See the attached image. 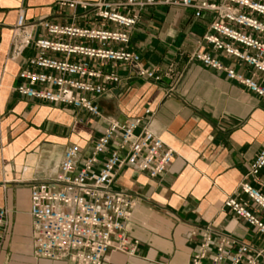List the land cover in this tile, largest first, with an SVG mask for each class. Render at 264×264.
Here are the masks:
<instances>
[{
	"label": "crops",
	"instance_id": "obj_1",
	"mask_svg": "<svg viewBox=\"0 0 264 264\" xmlns=\"http://www.w3.org/2000/svg\"><path fill=\"white\" fill-rule=\"evenodd\" d=\"M57 1L0 0V208L9 215L0 239V264H71L34 257L31 189L54 179L69 146L80 147V168L112 121L124 124L136 118L143 124L149 121L151 131L175 158L158 178L128 167L117 173L114 190L137 198L126 234L138 241V248L134 257L112 252L106 264H192L207 231L216 242L227 237L264 254V237L257 227L224 207L247 179L264 144V100L191 60L193 53L206 52L240 74H251L246 64L203 44L215 13L203 12L196 18L194 9L144 8L128 50L161 79H142L130 67L107 65L121 83L98 101L102 117L97 120L61 105L25 100L15 92L20 70L33 54L29 50L19 59L11 57L19 13L31 24L43 20L69 24L71 12ZM42 34L37 27L34 38ZM94 169L99 171L100 164ZM248 179L264 194V170L258 179ZM248 206L264 223V212L251 202ZM258 263L264 264V255Z\"/></svg>",
	"mask_w": 264,
	"mask_h": 264
},
{
	"label": "built area",
	"instance_id": "obj_2",
	"mask_svg": "<svg viewBox=\"0 0 264 264\" xmlns=\"http://www.w3.org/2000/svg\"><path fill=\"white\" fill-rule=\"evenodd\" d=\"M71 12L69 24L43 20L27 23L19 13L12 38V59L25 52L33 54L20 70L15 92L25 100L64 106L101 119L98 101L111 86L120 84L110 65L131 68L139 78L159 82L154 69L143 67L141 57L128 50L132 31L144 8L158 5L194 9L216 17L202 42L210 50L246 64L249 76L227 67L210 53L195 52L191 60L223 73L230 81L264 100V0H126L88 2L58 0ZM82 24V25H81ZM39 27L42 37L34 38ZM96 65V66H95ZM259 76L263 79L258 80ZM146 115L152 117L150 110ZM115 144V149L110 147ZM80 147L69 146L58 172L48 184L35 185L30 192L34 257L39 260L71 264H106L110 253L136 256L138 241L126 234L137 198L114 190V180L123 167L158 178L167 173L175 152L136 118L120 124L112 121L93 145L90 158L78 167ZM106 155L103 162L101 157ZM100 164V170L94 167ZM264 170V144L256 156L247 179L224 207L234 216L257 227L264 237V223L250 211L249 202L264 212V194L249 178L258 179ZM245 197V198H244ZM0 208V239L8 218ZM192 264H259L263 252L223 237L215 241L207 231ZM235 246L236 251L229 250Z\"/></svg>",
	"mask_w": 264,
	"mask_h": 264
}]
</instances>
